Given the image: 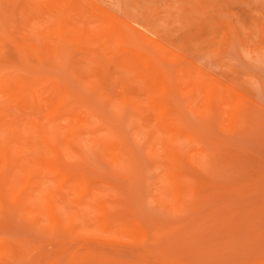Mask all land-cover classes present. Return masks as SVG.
Masks as SVG:
<instances>
[{"label":"rangeland","instance_id":"1","mask_svg":"<svg viewBox=\"0 0 264 264\" xmlns=\"http://www.w3.org/2000/svg\"><path fill=\"white\" fill-rule=\"evenodd\" d=\"M0 264H264V0H0Z\"/></svg>","mask_w":264,"mask_h":264}]
</instances>
